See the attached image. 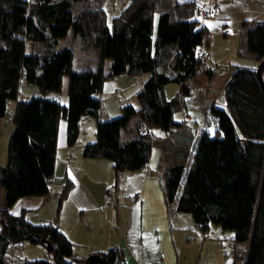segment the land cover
Returning a JSON list of instances; mask_svg holds the SVG:
<instances>
[{
    "label": "trees",
    "instance_id": "16d2710c",
    "mask_svg": "<svg viewBox=\"0 0 264 264\" xmlns=\"http://www.w3.org/2000/svg\"><path fill=\"white\" fill-rule=\"evenodd\" d=\"M119 1V12L108 22L105 0H0V119L8 117L6 123L9 103L15 102L7 157L0 164V264H124L119 245L76 257L73 242L57 224L32 222L27 208L18 213L10 208L24 196L50 197L60 119L66 121L69 146L77 142L81 118L96 119V138L83 146L82 154L111 160L118 179L124 171L146 167L158 141L140 135V128H180L183 121L174 115L185 97L203 85L201 77L208 83L213 78L207 55L200 51L210 33L195 1ZM242 27L259 68L238 67L230 73L223 86L225 106L210 107L214 134L205 127L200 132L187 170L183 160L163 171L162 190L166 206L176 201V210L191 214L202 232L215 224L232 230L234 242L246 243L235 253L234 264H264V20H245ZM76 53L86 63L81 70L73 68ZM169 69L174 77L167 75ZM140 74L148 76L136 93L138 106L123 104L118 116L101 120L104 81ZM64 76L67 105L46 96L61 90ZM24 78L41 94L20 99ZM171 81L179 88L167 98L165 85ZM134 116L137 136L122 141L120 133ZM72 184L65 181L59 199ZM25 240L42 245L47 256L8 260L10 244Z\"/></svg>",
    "mask_w": 264,
    "mask_h": 264
},
{
    "label": "crops",
    "instance_id": "0c3cea01",
    "mask_svg": "<svg viewBox=\"0 0 264 264\" xmlns=\"http://www.w3.org/2000/svg\"><path fill=\"white\" fill-rule=\"evenodd\" d=\"M117 1L118 0H113L114 3H116ZM193 1L198 2L199 0ZM212 1L213 0H208L207 3H210L209 6L211 5ZM218 1L216 0L214 3H218ZM258 1L259 3L261 2L260 5L262 9L260 8V11L253 12L251 14L253 15L251 18H249L248 16L250 14L248 10H244L243 12L241 11L243 15H247L242 18V22L245 20L251 21L264 16L261 13L262 11H264V0ZM233 2V0H220V3H218L220 5V11L217 14L215 13L216 15L214 14L206 17L198 16L201 24H203L210 33L208 44H205V46H203V51L207 55V58L211 59L212 63H216V61L224 63L227 60V65H224L225 75L220 80L222 86L216 93L212 92L211 89L207 93V96H210V99H212V101L211 103L208 102V104L204 107L203 113H205L206 118L212 105L225 106L223 86L230 73L238 67H250L248 64L250 62L246 60L251 58H255L256 60L257 58L255 54L249 52L247 49L246 35L243 28L238 29L240 27V24H237V21H241V18H237V20L236 16L234 17L235 12L233 11ZM209 6H206V8H208ZM105 10L107 12L106 7ZM119 10L120 7L118 11ZM116 12L117 11L113 12L112 15L117 14ZM232 25L233 27H231ZM215 34H217V37H214ZM109 64L110 61H106V66H108ZM90 65H92V63H90ZM206 65H209L207 61ZM252 65H255L254 61L252 62ZM158 69L161 70L162 67H159ZM166 73L170 77H174L176 74L175 71L170 69L167 70ZM213 73V78L210 81L211 86L213 85L215 78L214 69ZM107 82L108 81H104L103 86L104 84H107ZM114 82L116 84V81ZM113 85L114 83H112V85L110 86ZM220 92H223V95H220ZM216 99H221L220 104L216 103ZM58 100L62 105L68 104V96H65V99ZM186 103L188 102L186 101L182 109L178 111V113H176L178 116L176 114L174 115L175 120L183 121V124L180 126V128L170 131V133L163 138L166 142L161 150L158 160L152 159V150L148 161L149 165L147 164L146 166V171L143 173L142 169L135 170L131 171V173H129L130 175H127L128 178L134 179L136 183L138 182V185H136L131 190V194H128V199L126 198L124 201L118 195H115L114 202L106 205V208H108V212L103 213L105 219L104 221H108L109 224L113 227L118 226L119 228V233H117L118 235L116 236V238L112 236L110 242H117L119 246L123 248L124 264H150L148 259L149 255H153L154 258L157 257L160 263H163V254L161 251L159 231L164 232V234L170 233L172 235V233H174L176 229H182L181 227L175 226L174 224L172 226L171 223H169L168 225L166 217L168 216L167 213L169 212L163 196V180L160 178L156 179L154 177H150L148 173L150 170H153L163 174V171L171 164L183 160L186 163V170L191 164L192 158L194 156L195 144L198 140L200 132L204 129V119L201 115V111L203 109L202 107H199L200 109L196 108L195 113L192 114L191 112H189L190 109L186 107ZM117 104L118 101L116 100V106L114 107L113 105L112 107L114 111L116 110V112L119 111V105ZM132 105L135 107L138 106L137 99L136 104L134 105L133 103ZM13 109L14 108H11V110ZM137 118V116H134V123L133 126H131L132 128L124 129L121 131L120 138L122 141H128L137 136V131L135 130ZM189 121L196 122L197 127L194 129V131L191 126H188ZM5 126V121L0 119V134L4 133ZM66 126V121L64 119H60L57 133L54 178L61 181L62 183L57 196V200L59 202L58 215L57 218L56 216H54L52 222L57 224L59 229L63 231L73 243H81L83 240L82 235L85 236L86 231L82 227L71 224V221L67 222V219L65 218L68 212H72L73 214H75L77 213V211H79V213H83L85 210L93 211L97 209L98 204L95 201V197L92 193L93 184L95 183L93 181L94 176L99 174L98 171L95 173V167L97 169H101V167L104 166V163L103 161L99 160L106 158L84 157L82 154V148L85 145V142L80 144L76 142L73 146H69L67 143ZM153 130L154 129L151 130V133L155 136ZM155 137H157L158 141H160V137ZM2 163L3 162H1L0 160V164ZM110 166H112L113 168V164L111 165L110 163ZM154 167H156V170L154 169ZM66 180L72 181L73 184L68 190L67 195L63 199H59L61 189ZM105 185L107 184L103 185V189ZM179 194L180 192L178 193L176 200L179 197ZM3 196L0 197V201ZM130 196H134L135 198L133 200H130ZM51 199L53 198L50 189V197L46 200H44V198L41 196H33L31 199H24L22 201L18 199L16 203L10 208V211L13 213H18L23 207L27 208L28 210H33L40 206L42 207V205L49 202ZM19 201L21 202V204L17 203ZM174 206H176V201L174 202ZM107 215H109L110 217H107ZM41 222H46V220H42ZM87 230L90 234V230L88 228ZM71 235H73V238L71 237ZM93 245L94 244L91 241L89 247ZM46 256L47 254L45 255V257Z\"/></svg>",
    "mask_w": 264,
    "mask_h": 264
},
{
    "label": "rangeland",
    "instance_id": "374dc122",
    "mask_svg": "<svg viewBox=\"0 0 264 264\" xmlns=\"http://www.w3.org/2000/svg\"><path fill=\"white\" fill-rule=\"evenodd\" d=\"M216 0H213L211 2L210 6H213ZM218 1V0H217ZM233 7L234 12L237 18H241V21H237V24H240V27L238 29L243 28L242 27V18H244L247 15H243L244 10H248L250 14L248 15L249 18H251L253 15H251L253 12L260 11L262 9L260 3L258 0H233ZM208 0H199L198 3H202L204 6H209L210 3H207ZM197 3V2H196ZM220 3V0L218 1ZM121 3L118 0L116 3L113 2V0H105V7L107 9L108 14V21L111 22L114 15H112L113 12L117 11L120 7ZM205 6V7H206ZM220 6V5H219ZM231 8V7H230ZM261 8V9H260ZM220 11L216 12V14ZM242 11V12H241ZM264 15V11L261 12ZM215 14V15H216ZM262 17V16H261ZM202 19V18H201ZM157 20V17H156ZM155 20V22H156ZM238 20V19H237ZM252 21V20H251ZM233 27V25L231 26ZM214 37H217V34L214 35ZM65 42L64 39L61 40L60 44H63ZM230 42V40H229ZM203 48V47H202ZM81 60V59H80ZM79 57L77 56V53L75 54L73 58V68L75 70H81L86 65L85 62L80 61ZM216 61V60H215ZM246 61L250 62L248 63L250 67H255L256 69L259 68L260 61L255 60V58L247 59ZM254 61L255 65H252V62ZM208 66L212 67L215 71V78L213 85L211 86V83L207 82L206 77H201V81L203 85H197L194 86L192 89V93L187 95L185 99L188 103H186V107H188L192 114L195 113L196 108H203L201 111L202 118L204 119V127L213 135L214 134V122L210 116V114L206 115L203 113L204 107L209 103H211L212 99H210V96H207V93L210 91L217 92L218 89L222 86L221 85V79L225 75V66L227 65V60L224 63H220L219 61H216V63H212L211 59L207 58ZM148 75L146 74H140V75H120L113 78H108L105 80L108 81L107 84H104L102 87V92L100 94L102 98V107L100 112V119H109L114 118L118 116L121 113V106L123 104H136V93L141 88V85L145 82ZM261 77L264 82V68L261 71ZM116 79V80H114ZM212 80V79H211ZM113 81V82H109ZM116 81V84L115 82ZM112 83H114L113 86ZM208 83V85H207ZM178 84L171 81L165 85V95L167 98H171L176 95L178 91ZM67 76L63 77V83L62 88L59 92H50L46 96L54 97L56 99H65V96H67ZM220 95H223V92H220ZM41 92L36 84L28 83L26 82L25 78L21 80L20 87H19V94L18 97L20 99H29L32 96L40 95ZM220 97V96H219ZM118 101L119 105V111L116 112V110H113L116 106V100ZM120 99V100H118ZM129 99V100H128ZM216 103L220 104L221 99H216ZM15 102L10 101L9 108H14ZM199 108V109H200ZM120 112V113H119ZM178 113V112H176ZM175 113V114H176ZM177 115V114H176ZM178 116V115H177ZM187 119V114H186ZM5 121V120H4ZM8 121V117L6 118L4 127V133L0 134V160L1 162L6 161L7 156V145H8V139L9 134L11 131V125L9 123H6ZM134 123V117H132L130 121V125L128 129L132 128ZM188 126L193 129L197 127L196 122L189 121ZM95 128H96V119L92 116H83L80 120V134L77 139V143H83L85 144L93 142L95 140ZM153 133L155 136L160 137V141H157L153 146V158L155 160H158L159 155L161 153L162 148L164 147L165 140L164 137L167 136V134L170 133V131H164L159 128H153ZM151 150V151H152ZM99 161H103L104 166L101 167V169H96L95 173L98 171V175L94 176V184H93V196L95 197V201L98 204V207L96 210L89 211L85 210L83 213H77L73 214L72 212H68L65 219H67V222L71 221V224L75 226L82 227L86 233L85 236L82 235V242L81 243H73L74 244V256L76 257H86L89 255L91 251L95 250H107L108 248L112 246L119 245L117 242L111 243L112 236L116 238L119 233L118 226L113 227L109 224L108 221H104L103 213L108 212V208H106V205L109 203H113L115 199V195H118L121 199L125 201V199H128V194H131V190L138 185V182L136 183L134 179L128 178L127 175H130L131 171H124L120 174L119 178L116 179L114 170L112 166H110V163L112 165V162L110 160L101 159ZM187 162V159H186ZM2 163V164H3ZM149 165V164H148ZM151 168V167H150ZM152 169V168H151ZM156 170V167H154ZM100 171V172H99ZM143 173L146 171V167L142 169ZM150 170L148 175L150 177H154L156 179L160 178L163 180L162 173ZM57 177V176H56ZM185 180V175L182 178L181 185L178 191L182 190L183 184ZM161 181V180H160ZM61 181L54 180L50 184V189L52 192V198L49 202L42 205V207H38L33 210H28L26 213V216L31 220L32 222H41L42 220H51L54 218V216L58 215V192L60 190ZM107 184L114 188V198L112 200H109L107 198V194L105 190L103 189V185ZM117 185V186H115ZM4 195V191L0 189V197ZM33 196H24L19 198V200L24 199H31ZM35 197V196H34ZM3 199V198H2ZM1 199V200H2ZM20 203L21 202H17ZM18 207V206H15ZM104 207V208H102ZM106 208V209H105ZM169 213L166 217L169 223L179 226L182 229H176L172 235L170 233H165L159 231L160 235V245H161V251H162V262L156 258L153 257V255H149V263L150 264H234L235 262V253L237 251L246 249L247 245L244 242L237 243L234 242L233 236L234 232L229 229H223L219 225L210 224L209 229L206 232H202L200 228L195 225L193 222L192 216L189 213L186 212H179L175 210L174 203L168 208ZM107 217H110L107 215ZM108 220V219H107ZM105 222V223H104ZM72 228V227H71ZM87 228L90 230V234L88 233ZM74 234V233H72ZM90 235V238H89ZM73 238V235H71ZM94 244L93 246L89 247V244ZM45 248L40 244H32L29 241L25 240L18 243V247L15 250H10L7 253V258L10 261H21L25 259H40L44 258L46 255Z\"/></svg>",
    "mask_w": 264,
    "mask_h": 264
},
{
    "label": "built area",
    "instance_id": "2783aa9c",
    "mask_svg": "<svg viewBox=\"0 0 264 264\" xmlns=\"http://www.w3.org/2000/svg\"><path fill=\"white\" fill-rule=\"evenodd\" d=\"M196 12L201 16V17H206V16H210V15H214L218 9H220V6L218 3L214 4L213 6H209L208 8H206L202 3H196ZM262 19L264 20V16H262ZM200 51H203V48H200ZM7 115L9 116V124L12 123V116H13V110H8L7 111ZM140 135L142 136H149L150 135V139L151 141H155L156 137L151 135V131L150 129H148V127L146 126H142L140 128ZM104 190L106 192V196L109 200H112L114 198V188L110 185H105L104 186ZM135 197L134 196H130L129 199L133 200ZM18 247V245H16L15 243H11L9 248L10 250H15Z\"/></svg>",
    "mask_w": 264,
    "mask_h": 264
}]
</instances>
